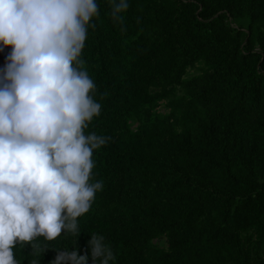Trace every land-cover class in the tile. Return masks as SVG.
Here are the masks:
<instances>
[{"label":"trees","instance_id":"trees-1","mask_svg":"<svg viewBox=\"0 0 264 264\" xmlns=\"http://www.w3.org/2000/svg\"><path fill=\"white\" fill-rule=\"evenodd\" d=\"M97 4L73 66L108 93L84 129L112 138L92 154L103 189L78 238L37 237L39 256L17 242V264H50L75 239L91 264L93 233L114 264H264V0H129L123 34ZM10 52L0 45V83Z\"/></svg>","mask_w":264,"mask_h":264},{"label":"clouds","instance_id":"clouds-1","mask_svg":"<svg viewBox=\"0 0 264 264\" xmlns=\"http://www.w3.org/2000/svg\"><path fill=\"white\" fill-rule=\"evenodd\" d=\"M108 7L125 33L129 0H108ZM94 17L97 0H0V45L11 48L0 83V264H17V242L55 240L61 232L78 238L77 218L103 189L102 181L89 183L92 154L112 138L84 129L101 113L93 97L108 93L73 66L84 63L78 58ZM90 237L91 264H114L106 238ZM76 241L72 251L53 249L50 264H88ZM49 249L31 244L34 256Z\"/></svg>","mask_w":264,"mask_h":264},{"label":"rangeland","instance_id":"rangeland-1","mask_svg":"<svg viewBox=\"0 0 264 264\" xmlns=\"http://www.w3.org/2000/svg\"><path fill=\"white\" fill-rule=\"evenodd\" d=\"M194 70H189L187 72V74L185 75V77H187L188 75L194 73ZM177 94H179V92H177ZM171 100V97H168L164 100L161 101H157L156 103V110H159L162 114H166L170 111V107L168 106L169 101ZM128 126L130 127V129L135 130L138 128L139 123L137 121H129L128 122ZM89 256V255H88ZM259 259L261 260V263H264V245L262 246V248L259 251Z\"/></svg>","mask_w":264,"mask_h":264}]
</instances>
